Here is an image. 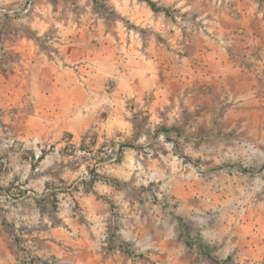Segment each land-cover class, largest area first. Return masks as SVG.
Listing matches in <instances>:
<instances>
[{
  "label": "rangeland",
  "instance_id": "obj_1",
  "mask_svg": "<svg viewBox=\"0 0 264 264\" xmlns=\"http://www.w3.org/2000/svg\"><path fill=\"white\" fill-rule=\"evenodd\" d=\"M152 1L167 12L141 0H0V264H264V0ZM194 5L212 8L218 49L232 35L245 83L218 76L214 94H193L192 32L210 25ZM163 23L182 31L172 74L156 48ZM116 39L141 51L125 78L140 87L114 94L85 134L62 130L33 64Z\"/></svg>",
  "mask_w": 264,
  "mask_h": 264
},
{
  "label": "crops",
  "instance_id": "obj_2",
  "mask_svg": "<svg viewBox=\"0 0 264 264\" xmlns=\"http://www.w3.org/2000/svg\"><path fill=\"white\" fill-rule=\"evenodd\" d=\"M193 7L202 15L205 23H210L205 31L199 29L192 32V45L197 50L198 55L202 54L198 59H191L193 70L192 74H189V81H193L196 85L193 94H214L213 84L219 80L231 84L245 83L247 78H243L240 74L243 73V70L247 71L248 66L242 61L233 59L236 60L235 66L232 63L233 60H229L233 57V47L230 48L233 45L232 35L231 38L229 36L230 40L226 41V48L218 49L214 29L211 26L214 24L212 21L214 17L212 8L203 7L202 5H194ZM230 20L233 19L229 18ZM163 27L161 35L166 37L167 44L157 43L156 48L159 50L160 62H164L168 68L167 73L172 74L173 70L170 73L169 69V66L171 67L169 56L172 55L169 49L170 42L174 44L181 43L182 31L174 24L163 23ZM230 30L232 29L228 28L229 32ZM121 42L122 40L118 43L116 39V43L113 44L114 40H112V44L101 46L96 50L66 45L62 47L59 58L52 55V58H44L43 61H40L41 63L36 60L37 62L33 64L31 82L34 85L47 84L48 90L43 94L46 101L51 105H45L44 107L47 110L52 109V115L59 116L61 122H63L62 130L72 131L79 135L85 134L93 123L92 115L96 116L101 107L111 103L114 94H132L138 90L141 82L125 78L137 71L128 70L130 62L132 65H138L142 62L139 58L141 51L132 49L133 45L139 47L140 39H134L130 48ZM201 49H204L203 52H201ZM258 51L263 57L257 61L258 68L264 69V47L259 48ZM7 54L6 50L0 46V57H6ZM237 56L238 53H236V58ZM127 57H129V60ZM157 58L156 56L155 59ZM0 61L3 62L1 58ZM79 63H81L79 66H75ZM2 67L0 65L1 78L4 77L1 73ZM218 70L221 72L217 73ZM186 72L188 71L185 70L182 74ZM260 73H262L260 76H263L264 70ZM181 76L179 74V77ZM218 76H220L219 80ZM239 76L242 78H239ZM0 82H3V79ZM111 83L115 84L113 91L109 90ZM203 84L207 86L205 85L202 89L201 85ZM205 88L207 92L204 91ZM0 94L4 93L1 91ZM36 94H42V92L38 90Z\"/></svg>",
  "mask_w": 264,
  "mask_h": 264
},
{
  "label": "trees",
  "instance_id": "obj_3",
  "mask_svg": "<svg viewBox=\"0 0 264 264\" xmlns=\"http://www.w3.org/2000/svg\"><path fill=\"white\" fill-rule=\"evenodd\" d=\"M141 1H145L150 7L151 9L154 11V12H161V11H164V12H167V10L165 8L161 9V8H157V5L155 2H153L152 0H141ZM186 244L188 247L192 248L193 247V243L191 242L190 239H188L186 241ZM196 244L200 247V248H203V243L202 242H196Z\"/></svg>",
  "mask_w": 264,
  "mask_h": 264
}]
</instances>
